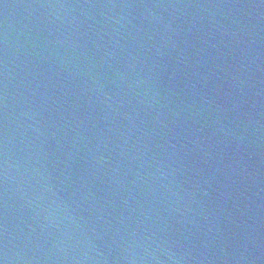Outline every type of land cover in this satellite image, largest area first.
Segmentation results:
<instances>
[{
  "label": "water",
  "instance_id": "obj_1",
  "mask_svg": "<svg viewBox=\"0 0 264 264\" xmlns=\"http://www.w3.org/2000/svg\"><path fill=\"white\" fill-rule=\"evenodd\" d=\"M0 264H264V0H0Z\"/></svg>",
  "mask_w": 264,
  "mask_h": 264
}]
</instances>
